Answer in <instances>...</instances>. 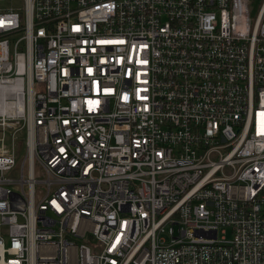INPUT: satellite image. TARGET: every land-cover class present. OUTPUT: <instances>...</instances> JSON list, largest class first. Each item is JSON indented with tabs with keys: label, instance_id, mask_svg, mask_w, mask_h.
Masks as SVG:
<instances>
[{
	"label": "built area",
	"instance_id": "obj_1",
	"mask_svg": "<svg viewBox=\"0 0 264 264\" xmlns=\"http://www.w3.org/2000/svg\"><path fill=\"white\" fill-rule=\"evenodd\" d=\"M5 1L0 264H264V0Z\"/></svg>",
	"mask_w": 264,
	"mask_h": 264
},
{
	"label": "rangeland",
	"instance_id": "obj_2",
	"mask_svg": "<svg viewBox=\"0 0 264 264\" xmlns=\"http://www.w3.org/2000/svg\"><path fill=\"white\" fill-rule=\"evenodd\" d=\"M259 0H254V3L252 4V15L253 18L256 16L258 10H259ZM20 3L18 0H8L1 3L2 7L10 8L13 6H19ZM10 126L7 127V129L4 131L3 127L0 126V146L4 144L8 149L11 146L12 143V137L14 136V133L17 136L16 144L18 148L20 149L21 153H24L25 151V136H26V130L21 124H13L10 122Z\"/></svg>",
	"mask_w": 264,
	"mask_h": 264
},
{
	"label": "bare ground",
	"instance_id": "obj_3",
	"mask_svg": "<svg viewBox=\"0 0 264 264\" xmlns=\"http://www.w3.org/2000/svg\"><path fill=\"white\" fill-rule=\"evenodd\" d=\"M9 111H11V110H8L7 108H5L2 112H3V113H7V112H9Z\"/></svg>",
	"mask_w": 264,
	"mask_h": 264
}]
</instances>
